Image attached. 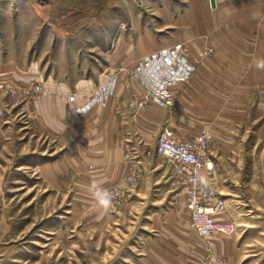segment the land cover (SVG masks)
Returning a JSON list of instances; mask_svg holds the SVG:
<instances>
[{"label":"rangeland","instance_id":"obj_1","mask_svg":"<svg viewBox=\"0 0 264 264\" xmlns=\"http://www.w3.org/2000/svg\"><path fill=\"white\" fill-rule=\"evenodd\" d=\"M168 5L0 0V264H264V76L253 84L230 77L212 95L219 99L209 102L211 114L195 119L211 133L213 189L225 205L221 220L234 228L206 239L189 229L156 138L115 154L92 147L97 154L85 149L83 157L84 139L60 138L42 112L60 80L68 94L92 91L110 60L141 36L176 44L174 32L159 31L170 23L161 18ZM125 153L140 162L133 188L124 185ZM106 197L108 208L100 204Z\"/></svg>","mask_w":264,"mask_h":264},{"label":"crops","instance_id":"obj_2","mask_svg":"<svg viewBox=\"0 0 264 264\" xmlns=\"http://www.w3.org/2000/svg\"><path fill=\"white\" fill-rule=\"evenodd\" d=\"M170 1V13L161 17L170 23L159 31L176 34V44L183 43L188 47L189 61L194 67L188 80L168 87L175 100L172 109H150L135 114L126 109L127 96L124 90L129 79L128 73L144 57L172 46L171 41L153 42L146 35L141 36L136 45L126 47L123 55L119 54L117 59L110 60L107 69L98 76V84L92 91V88L80 93L70 90L68 94L65 89L67 82L60 80L63 83L57 88L58 94L50 95L44 103L42 112L47 117V124L56 128L60 138L69 134L76 141L77 138L84 139L85 144H81V149L84 148L83 157L86 156L85 149L92 147L96 151L104 148L108 150L107 153L111 151L113 154L120 146L145 148L149 145L148 139L157 138L165 127L173 130L180 139L189 140L198 133L201 128L198 124L202 119L211 114L209 102L219 99L212 95L218 94L222 86L229 84L228 79L246 78L241 82L253 84L264 76V68H257V59H254L255 52L264 55V0H214L213 9L209 0H198L203 10L199 18L196 17L194 0ZM206 47L211 48L213 53L198 60V52ZM113 76L117 81L105 105L95 104L88 111L77 114L75 110L90 101V91L94 93ZM74 83L77 86L80 82ZM72 96L73 100L70 101ZM55 110L57 115H54ZM93 134L96 135L95 140H88ZM63 140L66 141V138ZM87 151L91 155L97 154Z\"/></svg>","mask_w":264,"mask_h":264},{"label":"built area","instance_id":"obj_3","mask_svg":"<svg viewBox=\"0 0 264 264\" xmlns=\"http://www.w3.org/2000/svg\"><path fill=\"white\" fill-rule=\"evenodd\" d=\"M212 53L211 48H202L197 58L201 60ZM189 59L188 47L181 43L144 57L131 72L126 71L129 74L125 85L126 109L133 114L150 109H172L175 100L168 87L184 83L190 78L194 67ZM116 81L115 76L111 77L97 88L84 107L77 108L75 112L81 114L95 104L105 105L107 97L113 94ZM210 139L211 133L207 129H201L189 140H182L173 130L165 127L158 134L155 144L156 154L170 169L174 184L182 189L189 229L201 239L215 233L226 235L234 231L231 224L221 220L225 205L216 197L213 189L215 164L209 155ZM135 158L131 153L122 155V162L127 164V168L122 170L124 185L130 188L134 187L140 169V162ZM113 191L120 193L115 188Z\"/></svg>","mask_w":264,"mask_h":264},{"label":"clouds","instance_id":"obj_4","mask_svg":"<svg viewBox=\"0 0 264 264\" xmlns=\"http://www.w3.org/2000/svg\"><path fill=\"white\" fill-rule=\"evenodd\" d=\"M256 67L257 68H264V60H257L256 61ZM100 204L104 207V208H108L111 204V200L110 197H106L104 199H102L100 201Z\"/></svg>","mask_w":264,"mask_h":264},{"label":"water","instance_id":"obj_5","mask_svg":"<svg viewBox=\"0 0 264 264\" xmlns=\"http://www.w3.org/2000/svg\"><path fill=\"white\" fill-rule=\"evenodd\" d=\"M209 2H210V7L213 9L215 7V1L209 0Z\"/></svg>","mask_w":264,"mask_h":264}]
</instances>
